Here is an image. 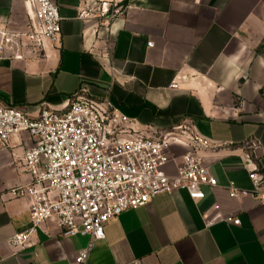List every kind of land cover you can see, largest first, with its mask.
Instances as JSON below:
<instances>
[{
	"label": "crops",
	"instance_id": "crops-1",
	"mask_svg": "<svg viewBox=\"0 0 264 264\" xmlns=\"http://www.w3.org/2000/svg\"><path fill=\"white\" fill-rule=\"evenodd\" d=\"M53 2L62 19L56 46L26 49L22 60L0 51L1 104L36 119L44 108L63 111L79 92L110 97L144 137L188 125L215 146L200 152L218 181L204 188V200L164 193L123 213L106 225L89 264H264V206L230 197L231 188H253L248 155L264 174V0ZM86 2L121 9L107 26L96 13L78 19ZM31 23L29 0H0V33H21ZM34 144L27 132L0 143V264H73L89 238L62 237L55 220L24 250L9 245L31 224V198L11 191L30 182L24 155ZM188 149L171 143L169 175Z\"/></svg>",
	"mask_w": 264,
	"mask_h": 264
},
{
	"label": "built area",
	"instance_id": "built-area-1",
	"mask_svg": "<svg viewBox=\"0 0 264 264\" xmlns=\"http://www.w3.org/2000/svg\"><path fill=\"white\" fill-rule=\"evenodd\" d=\"M29 1L35 9L36 23L21 33H0V51L6 48L14 52L12 56L17 60L23 59L26 49L40 51L61 40L58 6L53 0ZM114 7L86 2L78 19L88 20L96 13L109 26L121 9ZM133 124L110 97L94 99L84 92L72 96L63 111L44 108L36 119L0 102V143L8 145L22 132L35 140L24 155L30 182L11 191L15 198L32 200L30 227L10 238L13 250H24L41 225L55 220L62 237L89 238L73 262L89 264L90 254L96 242L105 239V227L111 220L146 206L164 193L186 192L191 200L201 201L206 197L204 188L218 185L200 156V152L215 146L192 127L182 125L160 137L147 138ZM173 142H184L189 149L171 176L166 167L172 159ZM250 149L259 148L252 144ZM244 166L253 188H231L230 197L251 196L264 206V174L259 160L248 155ZM228 221L240 224L237 219Z\"/></svg>",
	"mask_w": 264,
	"mask_h": 264
}]
</instances>
